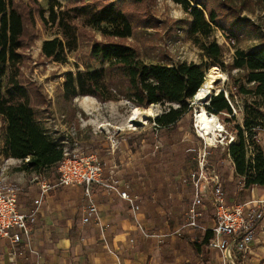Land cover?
Listing matches in <instances>:
<instances>
[{"label": "trees", "instance_id": "1", "mask_svg": "<svg viewBox=\"0 0 264 264\" xmlns=\"http://www.w3.org/2000/svg\"><path fill=\"white\" fill-rule=\"evenodd\" d=\"M124 1L120 4L117 0H79L64 6L57 0H48V8L44 9L37 0H0V122L4 128L5 157L21 160L19 171L40 176L48 169L57 168L64 157V145L52 139L37 121L36 107L49 104L46 95L36 84L21 78L24 58L21 49L24 43L36 38L38 15L43 25L58 30L57 36L42 43L41 55L45 59L66 62L68 55L78 49L79 30L83 28L98 29L107 40L95 41L92 45L91 56L101 64L99 68L66 75L62 96L68 103L88 96L100 103L126 99L142 109L152 105H178L169 107L154 120L158 129H171L191 111L190 101L204 83L208 70L220 68L234 81L235 93L230 92L228 100L224 93L213 96L206 108L232 122L235 116H227L232 115L231 104L235 97H253L244 106L243 124L232 128L236 135L227 147V154L235 176L244 179V189L263 188L264 150L255 138L260 132L264 133V109L259 101L264 98V37L261 44L250 51L237 49L232 63L225 64L221 45L200 40L218 27L217 10L208 8L207 0H170L189 14L187 36L200 46L209 62H182L174 66L145 64L138 50L123 41L134 34L129 15L137 25L148 24L156 0ZM218 4L237 24L251 25L249 19H239L242 11L254 12L255 7L264 10V0H218ZM234 71L244 78V83L234 80ZM253 146L255 152L249 156ZM194 164L197 166L196 161ZM212 236V232L207 231L201 243L193 242L191 246L196 250L208 246Z\"/></svg>", "mask_w": 264, "mask_h": 264}, {"label": "rangeland", "instance_id": "2", "mask_svg": "<svg viewBox=\"0 0 264 264\" xmlns=\"http://www.w3.org/2000/svg\"><path fill=\"white\" fill-rule=\"evenodd\" d=\"M37 1L44 9L48 8V0ZM57 1L65 6L72 5L79 0ZM127 1L130 2L131 0ZM197 1L205 2V0ZM117 2L125 3L124 0H117ZM206 4L208 8L217 10L219 24L218 27H214L209 36L200 37V40L207 44L216 42L221 45L223 48L222 60L225 64L232 63L237 49L250 51L261 44L264 37L263 9L255 7L254 12L242 11L239 19H249L251 25H247L237 24L231 18V14L219 6L218 0H207ZM236 4L237 1H234V5ZM129 16H131L134 25V34L123 42L136 48L140 60L145 64L163 63L174 66L182 62L194 64L209 62L200 46L188 38L187 30L191 18L179 4L170 0H156L149 14L150 22L146 25H137L133 16ZM38 17L36 15V38L31 43H24L21 49V53L24 55L21 64V78L23 81L32 82L41 88L49 101L47 106L36 107L37 118L48 123L52 129H55V132H59L58 137L66 141V149L70 152L77 151L97 155L106 171L111 172L109 175L113 174L117 177L116 171L121 168L129 171L130 169H137L140 171L142 179H146L152 184V189L161 190L163 182L168 183L170 187L168 192L165 194L161 192L162 194L157 197V199L161 196L164 198L167 195L165 198L166 205L174 211L170 216L172 220L166 219L171 229V231L166 232L175 239L187 235L176 233L185 216L184 212V215L181 216L180 213L186 207L188 198L191 199V195L187 194L186 196L183 191L188 188L182 185L181 178L196 168L193 155L189 149L198 150L203 142L197 139L192 123L198 108L203 107L207 110V105L193 106L190 103L191 111H188L175 127L158 129L154 120L169 107L177 108L178 105H152L147 109L140 108L143 111L152 110L154 114L145 119L144 123L133 122L134 126L130 127L128 121L134 105L126 99L100 103L93 97L84 101H82V97H77L71 103L66 102L62 96V85L66 75L69 72L75 74L78 71L85 72L99 68L101 64L91 56L92 45L95 41L107 40L102 37L98 29H80L78 49L68 55L66 62L57 63L42 57L41 47L43 41L57 36L58 30L49 25H43ZM106 66L104 65V67ZM208 71L205 78L212 71L223 73L218 67H212ZM223 74L225 80L219 82L218 87L224 89L228 94L230 92L235 93L234 81L229 79L226 73ZM233 77L239 83L245 82L244 78L235 71ZM252 100L253 97H235L231 104L232 115L227 116H235V120L232 122H227L220 115L214 114L225 126L228 133L233 135L234 140L236 132L232 128L235 124H243L244 106ZM259 101L264 109V98L259 99ZM3 129V124L0 122V150ZM262 133L260 132L255 139L264 150V134ZM207 144L209 161L218 173L224 190L228 193L229 198L242 202L241 185L244 179L234 174L232 161L227 154L228 146L224 144L214 146L209 142ZM249 151V156H251L255 152L254 146ZM3 163L1 161V164ZM117 178L122 181L125 180L124 177ZM128 181H130L129 178ZM129 192L133 194L132 196L137 195L138 204L142 207L146 205V198L149 200L156 199V196L150 198L151 195L148 193L131 191V187H129ZM182 197L184 199L181 201ZM178 202L182 204L181 207H178ZM159 203L162 205L165 202L159 200ZM177 209L180 211H176ZM202 222L201 224L204 226ZM144 230L150 232V230ZM171 236L168 238L170 239ZM141 240H145L147 243L154 241L146 238H141ZM154 242L150 244L157 245L158 242L156 243V240ZM159 247L157 245V248Z\"/></svg>", "mask_w": 264, "mask_h": 264}, {"label": "crops", "instance_id": "3", "mask_svg": "<svg viewBox=\"0 0 264 264\" xmlns=\"http://www.w3.org/2000/svg\"><path fill=\"white\" fill-rule=\"evenodd\" d=\"M37 121L52 139L61 142L66 149V141L58 137L59 132H55V129L40 118H37ZM1 142L0 177L7 179L8 182L17 183L22 189L18 198L20 212H29L34 201L41 196V186L44 182L54 185V188L43 197L37 222L30 229L29 235L22 236L19 246L12 248L8 241L0 240V264H264V219L251 243L249 253L244 257L237 254V259L232 263L225 260L223 252L219 249L203 245L196 250L191 246L193 242L201 243L206 232L214 225L211 195L205 186L202 187L205 204L202 223L205 230L186 232L183 234L187 235L178 239L166 232L171 231L166 219L172 220L170 216L174 213L166 205L167 195L164 196L170 188L169 184L163 182L161 190L152 189V184L142 179L137 169L129 171L121 168L116 171L117 177H124L125 182L113 174L110 175L119 180L120 191L125 190L130 194L131 187V191L148 193L151 195L150 198L156 196V199L146 198V205L142 207L139 204L138 214L133 215L128 203L121 199L118 193H107L94 185L91 187V199L98 206L99 219L84 224L82 219L89 203L84 187L58 186L56 168L46 170L41 176L19 171L21 160L6 158L2 137ZM1 161L4 163L1 164ZM109 173L111 172L105 170L104 177H109ZM188 173L182 176L181 183ZM184 187L188 188L183 190L185 195L190 196L191 188ZM241 188L242 202L229 198L225 190L229 206L264 199V187L244 189L242 184ZM161 192L164 193V198L161 196L157 199ZM132 197L137 198V195ZM183 199L182 197L181 201ZM159 200L165 203L161 205ZM189 201L190 197L180 216L186 212ZM177 205L181 207L182 204L178 202ZM176 211L179 212L180 209ZM139 225L160 236L148 238L156 240L159 248L155 244H150L155 243L154 241L147 243L141 240L144 237ZM130 239H134V243H131Z\"/></svg>", "mask_w": 264, "mask_h": 264}, {"label": "built area", "instance_id": "4", "mask_svg": "<svg viewBox=\"0 0 264 264\" xmlns=\"http://www.w3.org/2000/svg\"><path fill=\"white\" fill-rule=\"evenodd\" d=\"M218 122L221 124L219 120ZM192 126L197 139H200L203 145L198 150L195 148L189 149L193 159L197 162V166L182 179V184L191 188V199L185 212L183 223L179 226L176 233L182 234L205 230L201 224L205 210L202 187L205 186L209 189L211 195L214 223L210 230L213 236L209 240L208 246L221 250L225 260L232 263L234 259H237V254L240 257H244L249 253L251 243L255 238L260 223L264 219V199L233 206L228 205L227 195L221 179L209 161L207 135L197 125L195 119ZM221 126L222 129L216 128L214 146L222 144L228 146L234 141L233 135L228 133L223 124ZM26 161L28 162L29 159H26ZM56 170L58 186L84 187L85 194L89 198V203L82 219L84 224L91 223L93 219H99L98 206L91 199V187L94 185H97L107 193H118L120 198L128 203L133 215H136L140 210L136 197L130 196L125 190L120 191V182L117 178L112 175L107 178L104 177L105 166L94 154H85L77 151L70 152L65 149L64 157ZM53 188L54 185L44 182L41 186V196L34 201V205L28 213H22L18 208V198L21 193L20 186L0 177V240L8 241L12 248L19 246L22 242V236L29 235L30 229L37 222L43 197ZM138 227L141 229V234L144 238L160 237L145 232L140 225ZM130 242L134 243V239H130Z\"/></svg>", "mask_w": 264, "mask_h": 264}, {"label": "bare ground", "instance_id": "5", "mask_svg": "<svg viewBox=\"0 0 264 264\" xmlns=\"http://www.w3.org/2000/svg\"><path fill=\"white\" fill-rule=\"evenodd\" d=\"M215 71V70H214ZM209 72V71H208ZM207 74V73H206ZM224 81L225 80V75L223 73H215L212 71L210 73L205 82L204 85L201 87L200 91L198 92L196 96V104L195 105H200L201 101L205 99V97L211 93L212 91L216 90V92H219L221 89L218 87L217 82L218 81ZM90 97H82V101L88 99ZM92 99V98H90ZM194 105V106H195ZM154 113L152 110H141L139 107L133 106L132 107V113L130 120L128 121V125L130 127H133L135 121L137 124L144 123L145 119L149 118L151 115ZM195 120L198 126H200L203 129V132L206 133V139L207 142L210 144L216 142V128L217 129H222L221 124L218 122L217 116L214 114L209 113L205 108L200 107L195 113ZM105 129V128H104ZM204 134V133H203Z\"/></svg>", "mask_w": 264, "mask_h": 264}, {"label": "water", "instance_id": "6", "mask_svg": "<svg viewBox=\"0 0 264 264\" xmlns=\"http://www.w3.org/2000/svg\"><path fill=\"white\" fill-rule=\"evenodd\" d=\"M205 80H206V78H205ZM205 80H204V82H205ZM219 82H221L220 80L217 82V84L219 83ZM204 85V83L202 84V86ZM201 86V87H202ZM201 87H200V89H201ZM200 89L198 90V92L200 91ZM198 92H197V94H198ZM221 93H224L225 94V98L228 100V97H229V95H228V93L224 90V89H220L219 90V92H216V90H214V91H212L211 93H209L206 97H205V99L203 100V101H201L200 103H198V104H200V105H209L210 104V102H211V99H212V97L213 96H217V95H219V94H221ZM197 94L193 97V99L190 101V103L194 106L197 102H196V96H197ZM135 123H136V121H135Z\"/></svg>", "mask_w": 264, "mask_h": 264}]
</instances>
